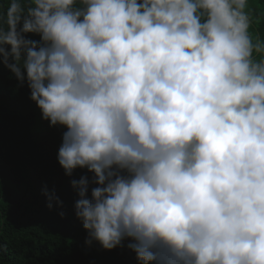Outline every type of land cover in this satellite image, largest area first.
Masks as SVG:
<instances>
[{
    "label": "clouds",
    "instance_id": "1",
    "mask_svg": "<svg viewBox=\"0 0 264 264\" xmlns=\"http://www.w3.org/2000/svg\"><path fill=\"white\" fill-rule=\"evenodd\" d=\"M252 22L249 0H0V72L66 127V175L94 174L72 181L89 242L130 238L140 264H264Z\"/></svg>",
    "mask_w": 264,
    "mask_h": 264
},
{
    "label": "trees",
    "instance_id": "2",
    "mask_svg": "<svg viewBox=\"0 0 264 264\" xmlns=\"http://www.w3.org/2000/svg\"><path fill=\"white\" fill-rule=\"evenodd\" d=\"M8 3H3L6 12ZM251 31L264 39V0H249ZM39 40V36L28 34ZM42 110L31 99L27 81L21 83L9 69L0 72V264H140L128 244L105 249L75 215L79 199L72 186L82 176L93 179L87 168L71 176L59 164L58 152L65 126L34 133ZM48 121V120H47ZM50 123V121H48ZM94 186V185H93ZM55 193L62 204L49 200ZM90 195V193H89ZM64 215L61 216L60 213Z\"/></svg>",
    "mask_w": 264,
    "mask_h": 264
},
{
    "label": "rangeland",
    "instance_id": "3",
    "mask_svg": "<svg viewBox=\"0 0 264 264\" xmlns=\"http://www.w3.org/2000/svg\"><path fill=\"white\" fill-rule=\"evenodd\" d=\"M52 129H54V126H52L47 120H45L42 114L38 116L37 122L33 126L34 133H47Z\"/></svg>",
    "mask_w": 264,
    "mask_h": 264
}]
</instances>
